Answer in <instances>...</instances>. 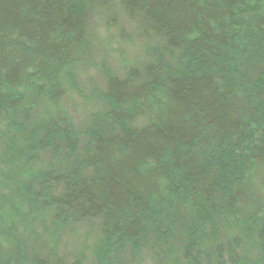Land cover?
Returning <instances> with one entry per match:
<instances>
[{
	"label": "trees",
	"instance_id": "1",
	"mask_svg": "<svg viewBox=\"0 0 264 264\" xmlns=\"http://www.w3.org/2000/svg\"><path fill=\"white\" fill-rule=\"evenodd\" d=\"M105 2L0 0V264H51L39 228L95 219L92 258L56 264H264V203L241 205L264 164V0H119L151 49L84 91Z\"/></svg>",
	"mask_w": 264,
	"mask_h": 264
},
{
	"label": "rangeland",
	"instance_id": "2",
	"mask_svg": "<svg viewBox=\"0 0 264 264\" xmlns=\"http://www.w3.org/2000/svg\"><path fill=\"white\" fill-rule=\"evenodd\" d=\"M105 3L89 8L86 19L88 36L83 47L77 51L76 62L70 72L72 81L84 91L103 85L107 73L124 76L130 68L141 71L146 60L144 52L151 49L152 39L144 36L132 19L122 12L119 0ZM165 54L172 58L171 52ZM68 95L66 108L79 127H86L88 111L74 104L75 93ZM81 103L87 105L83 100ZM138 122L145 121L140 118ZM250 174L244 183L246 195L241 204L246 210L264 203V164H258ZM39 229L42 230L39 237L31 238L27 246L47 254L51 264L58 263L62 258L68 260L75 257L88 262L99 236V221L76 222L58 231Z\"/></svg>",
	"mask_w": 264,
	"mask_h": 264
}]
</instances>
